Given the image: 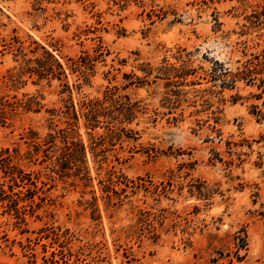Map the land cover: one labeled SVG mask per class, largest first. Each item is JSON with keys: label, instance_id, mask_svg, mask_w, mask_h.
Masks as SVG:
<instances>
[{"label": "rangeland", "instance_id": "374dc122", "mask_svg": "<svg viewBox=\"0 0 264 264\" xmlns=\"http://www.w3.org/2000/svg\"><path fill=\"white\" fill-rule=\"evenodd\" d=\"M41 46L68 88L34 73L8 79ZM263 48L264 0H0V100L14 102L0 114V147L17 148L36 180L32 197L15 188L21 217L0 202V264H38L42 227L67 229L90 264H264V89L221 90L206 75ZM84 55L95 57L85 78L68 59ZM183 65L195 72L174 76ZM108 88L117 103L90 129L79 102ZM30 97L39 104L28 110ZM70 100L86 155L64 169L59 140L45 155L29 136L65 127L48 110ZM107 128L115 136L95 147ZM112 170L127 184H109Z\"/></svg>", "mask_w": 264, "mask_h": 264}, {"label": "trees", "instance_id": "16d2710c", "mask_svg": "<svg viewBox=\"0 0 264 264\" xmlns=\"http://www.w3.org/2000/svg\"><path fill=\"white\" fill-rule=\"evenodd\" d=\"M41 48L42 52L39 56L24 60V64L18 67L17 71L9 73L8 79L15 83L18 82L21 76L25 73H34L37 75L38 80L43 78H46L48 81L57 79L62 82L65 88H68V85L63 82L67 78V73L63 64L44 47L41 46ZM31 51L34 52L35 50ZM68 59L71 61V68L74 71H79L81 76L85 78L86 69L89 68L87 65L91 60L95 59V57L91 58L89 55H84L79 56L78 59ZM85 59H88L89 61L85 62ZM170 70L174 72V76L179 78L186 77L195 72L194 68H187V66L184 65L180 67L172 66ZM206 75L209 77V80L213 81L212 86L218 85L221 90L234 88L238 81H241L246 85H256L258 89H264V48L260 52L251 53L249 57L239 62V65L234 68L226 66L222 62L216 60L212 63ZM168 78H170V76H168ZM114 89H106L102 99H82L79 102L81 113L85 117L86 127L94 129L98 126L100 122L99 116L105 115L103 109H105V104L107 102H110L112 105L117 103V99H114L113 97L115 94ZM124 97L126 101L119 104V113L128 118L127 115L129 116V113H131L134 103L131 104L129 102V97L127 95H124ZM13 104L14 102L9 100H0V114L2 117H4V107H8V109L12 110L14 109ZM32 104H39L35 97L28 98L22 105L25 109L29 110L31 109ZM64 107V109L52 108L48 111L51 115L63 113L67 117L65 120L67 125L65 127L49 132L42 141L37 140L35 133L31 134L29 137L31 138V141L34 142L36 150H38L40 146H46L42 148L45 155L47 154L48 148L51 147L56 140H59L61 142L59 156L55 159L60 167L66 169L70 168V163H76L79 159L85 158L86 148L74 129L78 117V112L74 104L70 100V102L66 103ZM125 111H128V113H125ZM121 130H123V128ZM115 134V131L107 128L105 135H101L102 137L99 140L93 141L95 147L98 144H103L105 138L112 139ZM21 157L22 156L19 154L17 148L0 147V202H6L7 206L12 207L20 215L18 217H21L24 213L21 210L22 206H19V202L23 200V196H21L20 193L23 192L21 189L16 191L15 188H25V194H29V197H32V194L34 195L36 193V180L33 179L32 172L27 171L18 163ZM87 172L88 171L85 173L87 174ZM110 174H113L114 176L115 171L112 170ZM116 177L117 179L115 180L112 179V177H108V183H117V181H120V178H125L122 174L117 175ZM127 182L128 181L125 178V184H127ZM30 185L33 186V189H30ZM111 189L114 193H117L113 187ZM47 231H49V233ZM72 237H74V235L67 229L63 232H59V229L42 227L38 231L37 236L33 239V243L37 244L43 238H50V240H48V242L40 243L41 261L38 264H90L84 256L85 253L83 252L82 247L72 249V246L70 245ZM28 240L31 242L30 239ZM27 247L33 250L31 245L29 246V244H27Z\"/></svg>", "mask_w": 264, "mask_h": 264}]
</instances>
